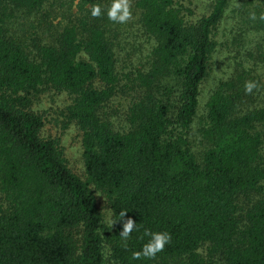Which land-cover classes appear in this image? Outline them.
I'll list each match as a JSON object with an SVG mask.
<instances>
[{"label":"trees","instance_id":"16d2710c","mask_svg":"<svg viewBox=\"0 0 264 264\" xmlns=\"http://www.w3.org/2000/svg\"><path fill=\"white\" fill-rule=\"evenodd\" d=\"M59 2L0 0V264H264V81L246 61L209 94L198 139L194 131L233 0L195 21L181 0H133L151 48L128 72L102 0H81L82 16L54 28ZM244 2V22L264 31V4ZM245 81L257 87L245 93ZM47 88L73 98L67 125L81 133L84 177L60 140L42 135L32 105ZM120 94L132 96L123 116ZM146 228L171 241L133 259Z\"/></svg>","mask_w":264,"mask_h":264},{"label":"rangeland","instance_id":"374dc122","mask_svg":"<svg viewBox=\"0 0 264 264\" xmlns=\"http://www.w3.org/2000/svg\"><path fill=\"white\" fill-rule=\"evenodd\" d=\"M61 1L62 7L59 2V5L56 4L57 9L49 13V23L54 28H63L71 20L77 21L82 16L79 9L81 0ZM214 1L181 0V3L193 9L194 14L187 15H189V19L195 21L209 12ZM244 1L247 0H233L223 23L216 32L217 47L211 59L209 76L202 86L200 109L194 122L196 138L198 130L205 122L203 121L206 116L205 103L209 94L218 86L219 82L231 77L237 62L246 61L245 64L253 70L252 75L262 80V82L264 81V31L251 30L250 25L244 22L241 16L242 5L246 3ZM129 2L131 13L129 19L124 23L112 21V28L116 32L112 31L111 33L112 37L117 35L115 40L120 52L119 64L120 69L124 72H128V67L131 64H138L140 56L145 62L151 48V41L141 29L139 12L134 7L133 0H129ZM102 3L107 8L110 0H102ZM256 4H264V0H252L251 7L254 8ZM250 24L253 25V23ZM45 28H39L37 32L44 35ZM262 90L260 99L264 101V87ZM131 98V95L125 94L117 96L113 108L118 110V115L123 116ZM72 100L73 98L66 92L47 88L34 98L32 108L42 114L45 119V129L42 135L44 137L58 138L70 167L78 175L84 177L81 133L74 124L67 125V108ZM199 150L201 148L196 151L199 152ZM97 197L98 206L106 221H109L111 212L107 202L100 193H98ZM200 253L207 258V247H202Z\"/></svg>","mask_w":264,"mask_h":264},{"label":"clouds","instance_id":"9594fccd","mask_svg":"<svg viewBox=\"0 0 264 264\" xmlns=\"http://www.w3.org/2000/svg\"><path fill=\"white\" fill-rule=\"evenodd\" d=\"M103 14L113 22L124 23L126 22L131 13H130V2L129 0H110L109 5ZM90 15L93 17H98L102 15V7L99 3H93L90 7ZM257 85L254 81H245L244 91L245 93H250ZM125 212H121L120 215L124 217ZM110 223H114L109 219ZM135 227L134 221L131 218H128L126 222L123 223L122 230L119 232V235L127 239L130 233ZM144 236L148 239L141 245L140 249L133 251V259H138L141 256L144 257H153L158 252L162 251L168 243L171 241V235L167 231H151L149 229L144 230Z\"/></svg>","mask_w":264,"mask_h":264}]
</instances>
